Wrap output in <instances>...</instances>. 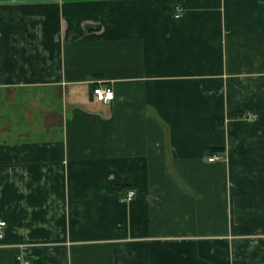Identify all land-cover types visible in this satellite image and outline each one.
I'll return each mask as SVG.
<instances>
[{
  "label": "crops",
  "instance_id": "1",
  "mask_svg": "<svg viewBox=\"0 0 264 264\" xmlns=\"http://www.w3.org/2000/svg\"><path fill=\"white\" fill-rule=\"evenodd\" d=\"M0 219V264H264V0H0Z\"/></svg>",
  "mask_w": 264,
  "mask_h": 264
},
{
  "label": "built area",
  "instance_id": "2",
  "mask_svg": "<svg viewBox=\"0 0 264 264\" xmlns=\"http://www.w3.org/2000/svg\"><path fill=\"white\" fill-rule=\"evenodd\" d=\"M181 10L180 6H175V12L178 13L179 11ZM93 95H94V99L100 101V102H106V103H109L112 101L113 97H114V94H113V90L109 87V86H106V85H103L101 83H98L97 86H95L93 88ZM256 115H249L248 118L254 120L256 119ZM222 156L219 155V154H213L211 156H209L207 158L208 162H211V161H214V160H217V159H221ZM126 194L125 196L122 198L123 201H130L132 198H134L135 196V192L134 190H127L125 191ZM6 225V222L2 219H0V238L3 237L4 235V227ZM18 264H29V262L23 258H21L20 256H18Z\"/></svg>",
  "mask_w": 264,
  "mask_h": 264
}]
</instances>
